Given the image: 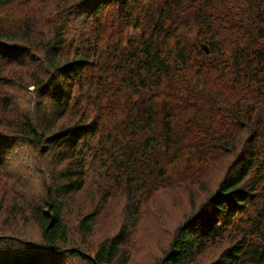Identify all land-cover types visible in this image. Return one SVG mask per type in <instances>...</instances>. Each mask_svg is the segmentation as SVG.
<instances>
[{
    "label": "trees",
    "instance_id": "obj_1",
    "mask_svg": "<svg viewBox=\"0 0 264 264\" xmlns=\"http://www.w3.org/2000/svg\"><path fill=\"white\" fill-rule=\"evenodd\" d=\"M26 1L30 7L13 27L0 18V183H17L18 208L6 212L13 220L31 214L39 238L23 239L16 229L7 234L2 226L0 264H128L123 243L131 239V207L95 249L82 246L98 214L76 199L84 168L109 167L119 189L104 192L123 194L126 202H118L125 208L155 197V173L163 178L183 151L212 156V143L219 156L232 155L225 175L192 206L198 205L156 263L201 264L197 256L223 241L204 264H264V0ZM10 2L0 0V7ZM13 66L29 67L31 84L12 75ZM91 84L99 90L86 94ZM26 85H33L30 108L19 105L15 89ZM119 89L138 100L97 142L106 108L99 96ZM187 107L219 111L235 128L211 130L208 140L195 136L209 130L193 120L178 131L169 121ZM24 145L39 156L31 189L19 172Z\"/></svg>",
    "mask_w": 264,
    "mask_h": 264
},
{
    "label": "rangeland",
    "instance_id": "obj_2",
    "mask_svg": "<svg viewBox=\"0 0 264 264\" xmlns=\"http://www.w3.org/2000/svg\"><path fill=\"white\" fill-rule=\"evenodd\" d=\"M29 9L30 4L26 0H11L7 5L0 7V18L9 19V27L16 25L21 18V10ZM2 23V22H1ZM52 37V34L47 36ZM184 42L182 38L181 43ZM206 45V44H203ZM202 48V45H201ZM209 52V50H208ZM31 69L27 66L21 68L13 66L11 74L14 76H22L23 81L27 85L31 84L25 75L29 74ZM210 86L211 81H207ZM16 87L17 95L20 99V106L30 108L31 97L33 94V85L28 87ZM100 86L90 85L87 93L94 94L99 90ZM14 91V85L11 88ZM27 92L30 97H26ZM183 93V91L181 90ZM78 93V91H76ZM110 94H113L114 100L110 101ZM102 107L104 109L102 117V127L96 132V141L98 142L101 135H105L109 131H113L120 120L127 114L128 103L138 100V96L129 93L128 90L119 89L112 92H106L99 96ZM162 98H159V102ZM167 119V117H166ZM186 120L196 121L198 124L209 130L206 137H202L203 133L196 131L195 136L206 138L211 136V130L217 134L230 131L235 128L232 118L225 121V117L221 112L216 111L213 114L207 107L203 109L184 108L180 112H176L175 116L170 119V123L174 124V129L180 130ZM160 125L158 124V127ZM104 127V129H103ZM94 142V144L96 143ZM213 141H211L212 143ZM211 149L215 154L197 156L195 152L183 151L177 159L165 166L163 178L159 177L158 172L155 173V181L158 183V192L144 202H134L132 205H125V208L118 201L126 202L123 194L114 196L104 192L109 190L115 193L119 189V181L110 176V170L105 169L98 162H93L84 168L82 173L83 186L81 190L76 191L77 202L86 208L95 209L98 214H93L94 230L91 234L84 235L85 241L83 247L91 245L95 249L97 244L103 239L115 232L121 224V219L125 213V209L131 207L133 211V221L131 223V239L125 240L123 248L128 252V264H157V259L178 224L183 222L190 212L194 211L198 204L207 194V192L215 187V179H222L226 172L227 163L232 159V155L219 156L216 145L211 144ZM39 159L38 154L28 145H24L20 154V164L22 166L20 173L21 181L31 189V175H34L33 166ZM146 155L142 157L144 161ZM107 165V164H106ZM3 176L0 174V182ZM190 181H192L190 183ZM190 183V184H184ZM184 184V185H182ZM17 186L13 180L8 184L0 183V197L5 196V200L0 205V228L5 226L7 234L10 230L16 229L21 233L23 239L37 240L39 238V230L32 219V215L22 211V215L17 213L15 220L8 215L6 210L8 205H15L19 202L18 198L12 194V190ZM210 188V189H209ZM179 197V199H178ZM130 205V206H129ZM127 207V208H126ZM18 208V207H17ZM77 216L75 212L71 217H67L69 222L75 220ZM75 223L71 224V231L76 233ZM76 236L75 242L81 241ZM226 242L218 241L214 245L209 244L207 248L201 252L199 262L204 264L218 256L219 251ZM74 264H84L82 261Z\"/></svg>",
    "mask_w": 264,
    "mask_h": 264
},
{
    "label": "water",
    "instance_id": "obj_3",
    "mask_svg": "<svg viewBox=\"0 0 264 264\" xmlns=\"http://www.w3.org/2000/svg\"><path fill=\"white\" fill-rule=\"evenodd\" d=\"M202 49H204L206 53L208 52V48L206 47V45H202Z\"/></svg>",
    "mask_w": 264,
    "mask_h": 264
}]
</instances>
